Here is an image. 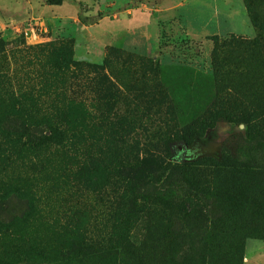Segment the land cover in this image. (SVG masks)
I'll return each instance as SVG.
<instances>
[{
    "label": "rangeland",
    "instance_id": "374dc122",
    "mask_svg": "<svg viewBox=\"0 0 264 264\" xmlns=\"http://www.w3.org/2000/svg\"><path fill=\"white\" fill-rule=\"evenodd\" d=\"M260 25L244 0H0V117L11 100L87 116L67 174L0 150V264H264ZM167 138L181 141L166 156ZM80 153L101 170L80 172ZM124 154L127 176L109 158ZM126 236L130 258L66 252Z\"/></svg>",
    "mask_w": 264,
    "mask_h": 264
},
{
    "label": "trees",
    "instance_id": "16d2710c",
    "mask_svg": "<svg viewBox=\"0 0 264 264\" xmlns=\"http://www.w3.org/2000/svg\"><path fill=\"white\" fill-rule=\"evenodd\" d=\"M60 2L61 0H46L47 5H59ZM244 4L248 14H254L257 11L264 12V0H244ZM258 29L264 32V28L261 25L260 27H258ZM242 41L245 40H239L238 43L240 45L245 44L248 47L253 45L249 41H245V43ZM65 51L66 49H51V53L55 55H57L58 53L64 54ZM59 61H63V59L61 58V60ZM69 65L74 69H80V67L83 66L77 61L70 60ZM87 66L89 65H85V67ZM102 67L103 65L98 66L97 68L101 70ZM55 68L57 70H61V66H56ZM8 105H10V108L13 110L14 115L5 118L0 117V133L6 135V137H3V143L0 142V150H2V152L4 153L2 155H7V153L19 155L20 158L23 157L24 159H26L28 165L31 166V168L33 167L34 169L36 168V165H39L38 169L40 172L45 171V166L42 161H48L49 159L47 158L53 157L56 161L51 162L53 163L54 167L57 168L55 169V171L57 170L56 172H61L62 170H65L66 174L69 173V161L74 160V157L70 155L71 148L73 146V139H76L78 135L82 137L84 133L82 132V130L87 126V116L83 103L72 101L60 102L53 106V114L50 116H29L25 114L20 115L19 112L25 109L26 106L16 100H11ZM259 107L260 108H255L258 110L262 109V111H264V99ZM260 116H264V114L261 113ZM256 119L257 116H254L253 118L247 116V118L244 119L243 122H252V124H256ZM104 127H107V125H105ZM76 129H80L78 135H75ZM6 138H8V140ZM119 139H121V136H119ZM178 141L181 140L167 138L163 141V148L166 156L170 154L173 144ZM7 145L9 146V151L7 150ZM78 156V158H80L81 160H88L90 158L81 153ZM114 156L115 157L111 155L109 158H113V160L115 159L117 165L116 167L120 171L119 174L122 176H127L126 172L130 170L128 157L126 156V154L117 157L116 155ZM90 160L91 159H89V161ZM98 161L99 159H92L91 162H88L89 167L84 165L82 168H80V172L85 170L88 175L92 176V174H95L102 168L101 164V167L98 169V165L96 164ZM204 161H208L210 163L214 162L213 160H210L208 158H204ZM192 165V163H189L187 165L184 164L183 166L186 167L185 169H188L191 168ZM214 165L216 167L215 172H217L219 169L217 168L218 164ZM183 166H174L173 169L180 171L183 170ZM66 174L63 177H67ZM84 176H86V178H89L87 174H84ZM126 238L127 240L123 238L122 243L117 244L116 246L108 247L105 250H99L94 246L88 245V243L86 242H82V240L76 242V240L71 239L70 241H68L66 252L68 255L74 254L75 257H86L103 254L104 256L116 257L117 260L121 258H130L134 255L133 252L136 251V249L130 244L127 236ZM118 262L119 264H124L123 261Z\"/></svg>",
    "mask_w": 264,
    "mask_h": 264
}]
</instances>
